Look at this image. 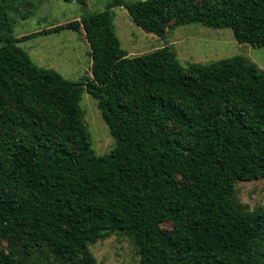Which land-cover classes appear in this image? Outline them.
Listing matches in <instances>:
<instances>
[{
  "label": "trees",
  "instance_id": "16d2710c",
  "mask_svg": "<svg viewBox=\"0 0 264 264\" xmlns=\"http://www.w3.org/2000/svg\"><path fill=\"white\" fill-rule=\"evenodd\" d=\"M115 6L160 37L199 23L264 47V0L83 3L77 19L2 35L0 264H97L88 246L112 232L138 246L132 264H264V209L234 195L264 177V69L232 56L184 70L169 46L127 55ZM62 29L89 45L85 90L114 139L107 153L91 147L84 87L17 44Z\"/></svg>",
  "mask_w": 264,
  "mask_h": 264
},
{
  "label": "rangeland",
  "instance_id": "374dc122",
  "mask_svg": "<svg viewBox=\"0 0 264 264\" xmlns=\"http://www.w3.org/2000/svg\"><path fill=\"white\" fill-rule=\"evenodd\" d=\"M80 1L87 10L99 11L107 0H0V37L10 32L18 37L77 19L83 4ZM6 4L12 5L10 11ZM113 11L114 29L127 55H139L169 46L184 70L190 63L207 65L232 56L245 57L257 68L264 69V47L238 41L229 28H211L199 23H170L160 37L137 26L121 6L113 7ZM17 44L28 52L35 64L53 68L84 87L79 105L91 147L97 154L109 152L114 139L101 116L97 100L85 90V80L91 76V58L83 32L62 29L33 35ZM234 188L239 204L249 209H264V177L237 181ZM162 227L169 229L170 224L164 222ZM88 247L97 264H132L140 259L138 246L119 232H112Z\"/></svg>",
  "mask_w": 264,
  "mask_h": 264
}]
</instances>
